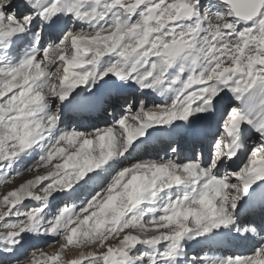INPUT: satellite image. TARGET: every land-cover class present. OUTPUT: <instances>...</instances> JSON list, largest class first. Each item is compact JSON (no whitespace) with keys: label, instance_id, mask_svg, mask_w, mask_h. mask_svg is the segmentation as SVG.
Returning <instances> with one entry per match:
<instances>
[{"label":"snow or ice","instance_id":"snow-or-ice-1","mask_svg":"<svg viewBox=\"0 0 264 264\" xmlns=\"http://www.w3.org/2000/svg\"><path fill=\"white\" fill-rule=\"evenodd\" d=\"M0 264H264V0H0Z\"/></svg>","mask_w":264,"mask_h":264},{"label":"rangeland","instance_id":"rangeland-1","mask_svg":"<svg viewBox=\"0 0 264 264\" xmlns=\"http://www.w3.org/2000/svg\"><path fill=\"white\" fill-rule=\"evenodd\" d=\"M28 178H30V177H28V176L24 177V179H28ZM49 250L54 251L55 249H49Z\"/></svg>","mask_w":264,"mask_h":264}]
</instances>
